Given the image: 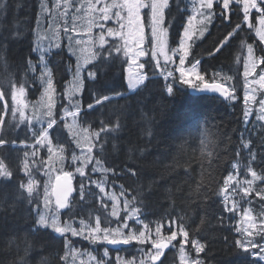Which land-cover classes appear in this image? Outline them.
I'll list each match as a JSON object with an SVG mask.
<instances>
[{"label":"trees","instance_id":"obj_1","mask_svg":"<svg viewBox=\"0 0 264 264\" xmlns=\"http://www.w3.org/2000/svg\"><path fill=\"white\" fill-rule=\"evenodd\" d=\"M177 2L181 12L177 13L173 4L172 26L168 31L170 46H175L178 42L185 20L183 9L188 5L186 0ZM0 3L6 5L0 10V91L9 89V82H26L28 99L35 102L42 91L44 93L38 78V54L33 51L41 0H0ZM239 7L237 6L238 9ZM257 17L258 13H252L250 21L257 24ZM238 23L242 26L238 35L231 37L229 44L220 53L209 56V51L214 50ZM249 44L253 45L257 56L264 55L261 52L263 45L254 31L243 23L242 11L237 10L228 21L215 19L203 38L196 41L188 58V61L193 58L201 59L199 69L207 82H211L210 77L214 73L233 77L227 83L236 85V100H221L212 94L195 93L189 86L178 81L174 84L173 94H169L165 85L171 78L166 81L165 78L156 77L145 81L132 94L106 101L87 115L81 111L83 120H77V128H87L89 132L99 129L101 121L112 125L118 122L121 125L117 131L108 134L105 151L100 154L104 167L118 170L117 175L111 172L106 174L111 186L106 191H121L123 186L129 194V200L138 196L137 203L141 205L142 211L140 218L153 227L155 221L162 218L166 221L169 216H184L185 223L193 229L199 225L200 230L195 232V236L202 242H207L205 251L199 254L203 264H251L253 257L235 247V240L242 238L241 233L235 229L242 227L245 209L250 208L253 217L257 219L264 218V200L255 193L244 199H240L242 193L233 197L239 200V216L223 211V204L220 202L222 196L210 194L209 198L204 197L205 190L210 193L218 191L229 172H238V178L241 179L247 175V150L240 148L241 155L238 157L235 154L240 147L242 134L253 141L252 146L257 150V160L253 167L258 172L264 169V160L261 159L264 156V127L261 125L264 122L251 116L248 125H245L243 116V56ZM108 59L110 63L101 65L97 59L88 67L99 66L100 70L96 80L84 78L78 97L82 109H86L92 100L93 92L110 96L128 93L125 83L126 58L113 52ZM29 61L36 66V79H32L33 72L27 68ZM72 62L61 50L56 52V58L50 63L56 90L54 113L60 135L67 144L66 157H70L73 145L68 130L63 128L64 121L59 119L64 106V86L68 81L69 70L73 69ZM146 63L152 65L150 57ZM145 74L148 77L160 75L153 66L147 68ZM19 86L17 84V89ZM7 102L12 104L10 97ZM3 103L0 101V108ZM3 115L7 139L16 143L0 148V160L13 173L10 180L0 177V264H23L24 260L27 264H65V259H61L66 250L62 237L41 227L37 232H32L38 220L36 213L41 212V196L37 208L19 195H28L20 188V184H26L29 179L23 171L24 152L33 150L20 146L33 143L31 133L27 131V123L20 122L18 112L15 118L11 112ZM32 127L39 128V125L32 121ZM47 157L46 148H41L37 156L27 158L32 177L37 176L39 168H44L45 165L40 161ZM67 163L68 158L63 162L64 168ZM89 165L88 168L91 169L92 166ZM128 168L135 169L137 175L128 173ZM104 175L97 172L92 177L99 180ZM74 178L75 188L78 189L81 177L74 175ZM247 178L251 179V176ZM233 187L236 185L233 184ZM254 187H264V181H257ZM92 190L98 193L94 186ZM72 199L75 206L68 210L66 219L62 220H67L71 215L72 220L79 223L84 220L87 224L89 216L93 223L95 217L100 216L103 222L104 216L111 211V203L107 202L108 209L101 208L95 197L81 201L78 191H75ZM133 206L135 205L130 204L129 209ZM221 216L224 217L222 223L219 222ZM108 219L112 224L114 217L109 216ZM164 231L167 232L166 223ZM86 243H91V239L74 240L72 246L85 249ZM26 247L27 253L24 251ZM187 247L194 256L191 244Z\"/></svg>","mask_w":264,"mask_h":264},{"label":"snow or ice","instance_id":"obj_2","mask_svg":"<svg viewBox=\"0 0 264 264\" xmlns=\"http://www.w3.org/2000/svg\"><path fill=\"white\" fill-rule=\"evenodd\" d=\"M175 4L177 13L181 12L180 4L177 0H55L53 8L57 10V14L62 18L63 23H53L54 17L52 15V9H49L44 3L41 2V10L47 9L49 27L55 28L56 32H59L60 28L63 29V34L68 41V48L73 54L76 49L73 45H81L88 43L92 48H98L99 50L91 51L90 55L84 58V62L80 63V57H77V65L75 70L72 71L73 87L66 89L65 96L69 101L70 108L65 109L60 114V120L64 121L63 128L68 130V135L71 137V141L78 148L79 154L75 151H71V156H65V150L67 144L63 141L60 135V128L57 127L58 120L54 113L55 102L53 96L55 94V87L53 84V73L45 62V53L50 51L52 47L59 49L61 44L56 42L50 43L48 48H44L40 41L43 37H38L36 47L33 51L40 52L41 69L38 74L41 83L45 86L44 93L47 97L46 111L36 120L39 128L32 127V120L24 116L23 110L16 106L17 93L20 96L25 95L26 82L17 81L16 84L10 83V88L0 91V101H3V106L0 108V148L4 145H15L16 141L8 140L7 133L5 131V113L11 112L13 118H15L16 112H20V122H24L27 119V131L31 133L33 143L25 144L24 147L32 148L31 152L25 151L23 162V171L25 175L29 177L26 184L21 183L20 188L27 192V197H23L20 193V197L26 199L29 204H35L39 208V192L37 191V181L32 177L29 169L28 157H35L39 154L41 148L47 149V160L40 161L45 165L42 170L43 174L49 177L48 182L44 186V199L43 204L47 212L37 211L36 215L38 220L36 227L32 229L35 233L40 227L51 228L53 232L64 237L65 244V256L61 259L67 258L69 248V238L66 235L70 233L71 236H82L84 239L101 240L110 245H126L133 241L137 244L144 245L146 243L151 244V248L142 252L143 259L139 261V264H165V261H161V257L165 255V249L177 240L178 237H182L179 246V252L181 257V264H203L199 254L204 252L207 247V242H202L197 239L195 232L199 231V225L195 229L190 228L185 223V217L169 216L166 221L162 218L154 222V227L149 223H145L140 217L142 215L141 205L137 203L138 196L128 199V193L121 186L120 196L124 197L122 210L126 213L124 217H120L118 212V197L115 193L106 191L111 186L108 184L106 174L111 172L113 175L118 174V170L111 167H104L100 154L105 151V144L107 143L108 134L110 132L117 131L121 125L105 124L101 121L99 129L89 132L87 128H77V120H83L80 115L81 111L84 115L97 109V106L104 105L106 101L111 100L110 95H101L98 92H93L92 100L87 104L86 109H82L80 101L73 99V97L82 90L84 76L83 73L87 72V79L96 80L98 78L99 66L93 68H86L87 64L92 63L93 60L99 59L100 64L110 63L108 59L112 57V53L122 54L127 59V63L135 66L140 70L136 73L130 71L128 79V87L132 90L140 87L144 84L148 76L142 71L145 67V63L140 62L141 57L151 55V59L155 60L156 68L161 69V75H164L165 80L170 82L166 83L165 87L169 94H173L174 84L178 81L181 84H188L192 86L193 79L199 81L195 84V90L198 91H210L213 93H219L226 100L238 99L236 95V85L227 83L232 80L233 77L221 76L220 73H214L210 77L211 82L205 81V75L202 74L199 69L201 64L200 59L193 58L192 61H188V57L192 54L191 49L195 46L196 40L202 38L205 32L208 31V26L217 18L228 21L231 14L234 11H242L243 22L252 29L261 44H264V0H190V5H185L183 9L185 13V20L182 29L179 33L178 42L175 46H170L166 39L168 31L172 26V6ZM237 6H240L239 9ZM6 7L5 3H0V10ZM147 9V11H145ZM258 13V28L256 24L250 21L252 16V10ZM87 19L86 28L79 26L76 21L78 19ZM112 21L115 27H108L107 22ZM40 25V17L37 16V28ZM98 28L99 32L96 36L92 35V29ZM147 28V33H146ZM242 30L241 24H236L232 32L218 43L214 50L209 51V56H215L220 53L226 45L229 44V38L237 36L238 32ZM106 37H111L115 43H110ZM148 47H145V45ZM105 45H109L105 48ZM264 52V49H261ZM106 54V55H105ZM178 58V63H177ZM115 59V58H113ZM161 59L163 64H161ZM186 61L187 65L186 66ZM264 64V55L257 56L253 45H247V55L244 58V71H243V86H244V124L248 125V117L252 114L251 105L256 103V94L258 91H264V68H260L259 74L256 73V69L260 65ZM174 65L173 70H169V66ZM27 68L33 72L32 79L37 78L36 66L29 61ZM178 72L179 76H175ZM217 77H220L217 80ZM239 83V81L237 82ZM17 84L19 88L17 89ZM257 85L258 87H252ZM116 95H122L117 93ZM10 97L12 104L7 101ZM259 109L256 115L257 120H264V96L259 99ZM46 117V119L44 118ZM71 117V121L68 120ZM14 127L15 125H8ZM264 127V125H261ZM104 134V135H102ZM55 140V143L53 142ZM40 147L37 148L36 146ZM253 141L250 138H245L241 135L240 147L236 150V156H240V148L247 150L248 163L246 165L245 177L238 178L239 173L229 172L223 179V185L219 187L218 191L210 193L205 190V199L209 198L210 194L222 196L220 201L223 204V211L228 213H239V200L233 197L239 193L243 195L240 199H244L255 193L261 200H264V187H254L257 181H264V169L259 172L253 167V163L257 160V150L253 148ZM95 149V152H94ZM68 158L71 163L75 165L74 171L65 169L63 167L64 160ZM264 160V156H261ZM59 161L60 167H55V162ZM91 164L92 168L89 169L88 165ZM235 168L236 165H233ZM55 172L56 175L52 176ZM101 172L104 175L102 179H93L92 174ZM127 172L132 176H136L135 169L128 168ZM74 174H79L81 180L78 185V189L73 187ZM247 176H251L248 179ZM0 177H4L6 180H10L13 177L12 171L5 166L4 162L0 160ZM233 184L236 187H233ZM93 186L98 189V193L92 190ZM74 191H78L79 199L86 201V198L95 197L101 208L108 209L109 205L107 200H111V211L108 212L103 222L100 216H96L94 223L92 217L89 216L88 223L84 220L80 221V227H74L75 221L72 220L71 215L63 223L59 219V211L61 209H71L75 206L74 200L70 199ZM35 193V196L33 195ZM52 197H55V208L51 206L53 204ZM7 203V201H4ZM251 204V201H248ZM134 204L131 209L129 205ZM51 213V215H49ZM113 216L117 219L118 223L115 227L111 225L108 217ZM243 220L249 221L248 228L241 229L237 227L235 230L242 234V238L235 240V247L241 249L244 253H247L253 260L251 264H262L264 262V218L257 219L253 217L252 210L245 209L243 211ZM134 220L136 224L141 225L137 228L135 225L128 223L129 220ZM224 217L221 216L219 222H223ZM204 221L202 220L201 223ZM165 223L167 224V232L164 231ZM127 229V232L124 230ZM87 230V235H85ZM190 233L192 234L190 236ZM256 237H260L256 239ZM11 244L12 241H9ZM191 244L192 249L195 250L196 257L189 260L188 254L185 252V246ZM19 246H17V249ZM256 250V251H253ZM27 253L28 248L24 249ZM17 254L19 251L17 250ZM105 256L108 255L105 250ZM92 259H95L94 257ZM119 264V257L117 258ZM23 264H27L24 260ZM98 264H103V261H99Z\"/></svg>","mask_w":264,"mask_h":264},{"label":"rangeland","instance_id":"obj_3","mask_svg":"<svg viewBox=\"0 0 264 264\" xmlns=\"http://www.w3.org/2000/svg\"><path fill=\"white\" fill-rule=\"evenodd\" d=\"M186 1H187L188 5H190V0H186ZM41 2H42V0H41ZM61 2H62V0H61ZM44 3L47 5V7L49 9H52V15L55 18L54 21H53V23L55 24L56 22H59L60 24H62L63 23L62 18H60L58 16L57 10L55 8H53V4L55 3V0H44ZM40 5H41V3H40ZM145 11H147V9H145ZM39 17H40V25H39V28L36 27L35 39H34V47H36V42H37L38 37H41L42 36L43 39L40 41V43H41V45L44 48L47 49L50 43L54 44L56 42H59L61 44V47H64V49L66 50L67 54L70 57H72L73 60H74V69L69 71L70 78H69V81L66 84L65 89H64V94H63V97H64V106H63V109H62V112H63L65 109H69L70 108L69 101H68V99L65 96V92H66V89L70 90L73 87V84H72V81H73L72 71L75 70V67L77 65V57H80V63H83L84 62V58L87 57V56H89L90 53H91V51H94V50H96L98 48H92L88 43L81 44V45H75L74 44L73 47L76 49V52H75V54H73L71 51H69V48L67 46L68 45V41H67L66 37L63 34L62 27L60 28L59 32H56V30H55L54 27L53 28H50L49 27V20H48V11H47V9L41 10V7H40ZM76 23L79 26H82V27H85L86 28L87 19L86 18L78 19L76 21ZM107 26L108 27H115L116 25H114V23L112 21H108L107 22ZM257 27L258 28L260 27L259 23H257ZM98 32H99V29L98 28H95L94 27L92 29V35L93 36H96V34ZM206 33L207 32H205V34ZM256 37H257V35H256ZM202 38H200V39H202ZM106 39L107 40H109V39L112 40L111 37H106ZM166 39L168 40V35H167ZM200 39H198V40H200ZM257 39L259 40L258 37H257ZM198 40H196V41H198ZM146 45H145V47H147ZM59 49H57L55 47H52L50 49V51H48V52L45 53V55L48 54V53H52V52L58 51ZM37 54H38V59H39L40 52H37ZM246 55H247V49H246V51L244 53V58H245ZM147 57L148 56L141 57L140 58V62L144 63V60ZM150 57H151V55H150ZM152 61H153V64L155 66L156 65L155 60H152ZM45 62H46V59H45ZM177 63H178V58H177ZM161 64H163V60L162 59H161ZM37 66L41 69L40 59H39V63L37 64ZM87 66H88V64H87ZM151 67H152V65L147 64V65H145V67H144V69L142 71L145 73V68H151ZM174 67H175L174 65H170L169 66V70L173 69ZM155 68H156V66H155ZM260 68H262L261 65H260L259 68L256 69V73L257 74H259ZM40 69H39V72H40ZM156 69H157L158 72H161V69H159V68H156ZM129 70H131L132 73H136V72L140 71V70L136 69L135 66H132L129 63H127V68H126V85H127V87H128V79H129V75H130V71ZM176 73H178V72H176ZM83 76H84V74H83ZM38 78H39V76H38ZM39 81L41 82L40 79H39ZM196 83H198V81H196V80L193 79L192 85H194ZM252 87H258V86L257 85H253ZM44 88H45V86L43 85V89ZM80 92H78L73 97V99L78 100V96L80 95ZM261 96H264V91H258L257 92V94H256V103H254V104L251 105V107H252V114H251V116H254L255 118H256V115H257V112H258V109H259V103L258 102H259V99H260ZM53 99H54V102H55V95L53 96ZM17 101H18L17 106L20 107L23 110L24 116L26 118H30L33 122H36V120L39 117H41L42 114L46 111V107H44V105H46L47 102H48L47 97L45 96V93H43V91L41 93V96H39L35 102L29 101L26 92H25V95L24 96H20L17 93ZM17 112H18V116H19V120H20V112L19 111H17ZM251 116H249L248 119ZM44 118L46 119V117H44ZM70 119H71V117H70ZM69 121H71V120H69ZM261 121L264 122V120H260V122ZM24 123H28L27 119H25ZM71 143H72V141H71ZM72 145H73L72 146L73 147V150L76 149V152L79 154V151L80 150L78 148H76L75 144L72 143ZM20 146L23 147L24 145H20ZM54 166L57 167V168H59L60 167L59 161H56ZM44 167H46V166H44ZM74 167H75V165H74ZM39 169H43V168H39ZM37 173H38L37 176H33V178L37 181V191L39 192V194L41 196L40 197V201H41V203H40V205H41V212H47L48 209H45L44 204H43V199H44V186L48 182L49 177L46 176V175H44L42 170H38ZM55 175H56V173L53 172L52 173L53 178H54ZM74 175H79V174H74ZM92 175H94V173ZM115 194H116V196L118 197V200H119L118 209L117 210H118L119 214H121L124 217L125 214H126L122 210L124 197L120 196V191H116ZM107 202L112 204V201L111 200H107ZM51 207L53 209L55 208L54 202H53V204H52ZM49 215H51V213H49ZM234 215H238L239 216V213H234ZM263 217H264V214H263ZM59 219H60V213H59ZM249 223H250L249 221L243 220V224H242L241 229H246L247 226L249 225ZM78 225L80 226V223H78ZM73 226H74V224H73ZM41 228H43V227H41ZM44 229H46V228H44ZM47 229L52 230L51 228H47ZM85 231L87 233V230H85ZM124 231L127 232V229H125ZM66 235L67 236H70V238H72V239L73 238H81V239L83 238L82 236H75V237H73V236H71L70 233H67ZM181 240H182V237H180L179 242ZM133 242H135V241H133ZM133 242L129 243V245H131ZM91 243H95L97 245H101L102 244V246L106 244V242H103L101 240H92V239H91ZM126 245H123V246H126ZM185 252H186V250H185ZM104 253H105V250L102 249L101 256L103 258L108 259V262L107 263L106 262H103V264H118V260L117 259L112 260V259L109 258V255L105 256ZM186 254H188V253L186 252ZM93 257L95 259H92ZM188 257H190L189 254H188ZM66 259H67V261H66L67 264H98V262L96 261L95 255L92 254V253H90L89 251H78V250H75V249H71V251L68 252ZM119 264H135V260H133V259L132 260H120L119 259ZM178 264H181V257H180V252L179 251H178Z\"/></svg>","mask_w":264,"mask_h":264},{"label":"flooded vegetation","instance_id":"obj_4","mask_svg":"<svg viewBox=\"0 0 264 264\" xmlns=\"http://www.w3.org/2000/svg\"><path fill=\"white\" fill-rule=\"evenodd\" d=\"M56 58V53H50L46 55V63L48 64V67L50 68V63L52 60ZM74 61L72 62V66H74ZM70 76L68 77L69 80ZM68 208L61 209L59 211L60 213V218L63 219L67 216ZM122 218V216H121ZM117 224V220L113 219L112 226L115 227ZM141 227V225H139ZM172 244H175L176 247L173 248L171 245H169L168 248L165 249V255L161 257V261H165V264H176L177 260V253L179 251V246L180 242L179 239L177 241H173ZM151 248L150 243H146L144 245L137 244L136 242H133L131 245L127 244L126 246L123 245H118L117 248H111V247H106V245H93L92 243H86L85 244V249H87L90 253H93L96 258H99L103 262H108V259L103 258L101 256V251L102 249L107 250V253L109 255V258L112 260H115L119 257L120 260H128V259H133L135 260V264H139V261L143 259L142 252L144 250H147ZM185 249L188 250L187 245L185 246ZM157 264H160V262H157Z\"/></svg>","mask_w":264,"mask_h":264},{"label":"bare ground","instance_id":"obj_5","mask_svg":"<svg viewBox=\"0 0 264 264\" xmlns=\"http://www.w3.org/2000/svg\"><path fill=\"white\" fill-rule=\"evenodd\" d=\"M71 156V155H70ZM89 166V165H88ZM74 165L71 163L70 159H68V163L65 164V169L73 170Z\"/></svg>","mask_w":264,"mask_h":264},{"label":"water","instance_id":"obj_6","mask_svg":"<svg viewBox=\"0 0 264 264\" xmlns=\"http://www.w3.org/2000/svg\"><path fill=\"white\" fill-rule=\"evenodd\" d=\"M205 92H206V93H209V94H213V95H215L216 97L225 100L222 96L219 95V93H213V92H210V91H205ZM53 200H55V197H53Z\"/></svg>","mask_w":264,"mask_h":264}]
</instances>
